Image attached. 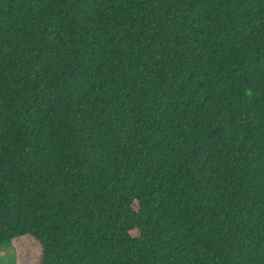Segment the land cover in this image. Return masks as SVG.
Masks as SVG:
<instances>
[{
    "label": "trees",
    "instance_id": "trees-1",
    "mask_svg": "<svg viewBox=\"0 0 264 264\" xmlns=\"http://www.w3.org/2000/svg\"><path fill=\"white\" fill-rule=\"evenodd\" d=\"M22 237L39 264H264V0H0Z\"/></svg>",
    "mask_w": 264,
    "mask_h": 264
},
{
    "label": "rangeland",
    "instance_id": "rangeland-1",
    "mask_svg": "<svg viewBox=\"0 0 264 264\" xmlns=\"http://www.w3.org/2000/svg\"><path fill=\"white\" fill-rule=\"evenodd\" d=\"M136 236V232H132ZM40 246L30 237L0 245V264H39Z\"/></svg>",
    "mask_w": 264,
    "mask_h": 264
}]
</instances>
